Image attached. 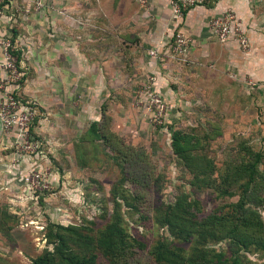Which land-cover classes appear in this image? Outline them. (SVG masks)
Returning a JSON list of instances; mask_svg holds the SVG:
<instances>
[{
    "label": "rangeland",
    "instance_id": "374dc122",
    "mask_svg": "<svg viewBox=\"0 0 264 264\" xmlns=\"http://www.w3.org/2000/svg\"><path fill=\"white\" fill-rule=\"evenodd\" d=\"M8 36L12 37V32ZM187 60L188 64L176 63L192 68L193 63ZM3 66L4 60L0 65V98L5 92H13L21 105H32L39 114L32 123V142L37 143L33 151L17 148L15 133H7L3 126L0 129L6 142L12 140L4 143L5 150L2 147L0 153L10 150L15 154V159L0 165V264H33L38 257L55 253L56 235L69 227L76 229L72 234L88 235L96 241L93 248L102 249L107 245L104 234L111 224L123 229L130 243L119 264H154L155 248L173 239L160 219L170 207L181 211L175 204L184 197L200 202L201 211L194 212L199 252L211 251L217 259H229L228 264H264L263 244L247 242L258 227H262L259 236H264V105L255 103V89L239 84L230 72L218 73L210 68L212 74L207 73L199 84L192 81L185 86L180 93L182 103L174 114L172 105L154 85L167 106L163 125L156 127L145 106L139 104L142 98L138 93L154 77L147 75L144 80H130L132 86L126 92L132 94L128 96L134 112L130 118L135 121L105 119L100 129L95 127L89 134L86 124L90 123L71 121L70 117L51 120L47 111L22 97L26 66L20 63L24 76L17 83L10 80ZM173 130H183L190 137L194 155L203 159L198 165L209 171L207 183L193 180L187 165L182 161L180 165L172 149ZM118 136L134 153L125 155L130 157L127 162L114 157L117 147L113 143ZM256 154L261 160L255 182H249L247 174L232 168H243L254 161ZM124 165H140L154 174L151 191L137 199L139 210L128 204L135 196L129 178L122 174ZM34 174L41 175L42 181ZM192 180L200 185L198 190L193 191L188 184ZM128 193L132 197L123 199ZM233 208L239 210V216L228 215ZM211 221L217 224L211 226ZM238 223L242 224L240 229L247 230L230 235ZM77 247L70 243V250ZM182 247L188 258L195 240ZM98 263H106L101 255Z\"/></svg>",
    "mask_w": 264,
    "mask_h": 264
},
{
    "label": "crops",
    "instance_id": "0c3cea01",
    "mask_svg": "<svg viewBox=\"0 0 264 264\" xmlns=\"http://www.w3.org/2000/svg\"><path fill=\"white\" fill-rule=\"evenodd\" d=\"M33 1L13 0L4 27L28 71L19 89L22 97L51 120L70 117L90 123L88 128L104 119L132 122L130 80L147 75L155 77L157 90L176 113L185 86L199 84L212 68L251 86L255 103L264 105V0H216L190 9L181 21L174 20L164 0H38L45 5L41 11ZM229 10L246 33L248 51L232 40L219 43L211 32L209 21ZM177 33L189 39L186 56L192 68L167 58ZM152 50L161 58L151 57ZM6 140L0 131V149L12 141ZM14 155L0 153V165Z\"/></svg>",
    "mask_w": 264,
    "mask_h": 264
},
{
    "label": "trees",
    "instance_id": "16d2710c",
    "mask_svg": "<svg viewBox=\"0 0 264 264\" xmlns=\"http://www.w3.org/2000/svg\"><path fill=\"white\" fill-rule=\"evenodd\" d=\"M14 37V36H13ZM11 37V41L14 46V38ZM16 56L18 62H20L19 56L15 50L12 51ZM105 120V119H104ZM36 123V121H35ZM103 123H98L92 125L88 133H92L91 131L96 128H101ZM100 124V125H99ZM172 129V128H170ZM32 131V128H31ZM87 134V135H89ZM99 138H102L100 134ZM87 137V136H86ZM117 141L113 144L117 147V156L121 157L127 162L130 158L125 156L126 154H134L132 149L128 147L122 140L117 137ZM172 149L174 155L178 157L180 165H187L189 169V175H193V180L201 181L207 183L209 171H206V168H203L202 165H198L199 161H203L202 157L198 158L194 155L196 152L194 151V147L190 146V137L183 130H173L172 133ZM108 143V142H107ZM110 144V143H108ZM113 146V145H111ZM110 147V145H109ZM129 150V151H128ZM115 151V150H113ZM120 158V159H121ZM260 155L256 154L254 161L247 163L243 168H237V166H233V170H240L241 174H247L249 177V182H255L254 175L257 170V167L260 162ZM124 165L122 174L123 176L129 178V182L133 188V195L135 198L131 199L128 204L130 207L135 210H139L141 205L138 204L137 199H140L142 195L147 194L152 189V184L154 185V174L151 172H147L146 169L140 167V165ZM207 167V165H204ZM132 169L133 173H126L127 170ZM137 169V170H136ZM138 169H140L138 171ZM140 172V174H139ZM200 176H202L200 179ZM193 180L188 183L192 190L199 189L200 185H194ZM156 181V180H155ZM228 192V189L226 190ZM184 194H182L183 196ZM132 197L131 194H127L123 199H129ZM176 207L181 208V211H175V208H169L168 212L164 213L162 219L163 223L168 226L173 239L170 242L162 241L155 248L153 253L154 256V264H228L229 259H225L221 257V259H217V256L214 255L213 252L206 250L205 252L197 249V236L194 234V231L198 227L197 216L194 212H200V202L196 199H187L184 197V201L179 200L178 203L175 204ZM231 208V207H230ZM243 209V207L239 208ZM239 211V210H238ZM238 211L234 208L228 212V215L234 217L235 214L238 215ZM164 211H162L163 214ZM239 216V215H238ZM241 217H243L241 215ZM218 222V221H217ZM217 223L211 221L210 225L215 226ZM211 226H203V228H210ZM242 224H236L230 231V235L234 236L235 234H242L247 229H240ZM76 231L74 227H69L65 229H61L62 235H56L55 237V253L49 254L46 256H40L34 260L33 264H99L98 259L100 255L104 258L105 264H119L120 260L127 253L130 247V243L126 241V237L124 234V230L115 224H111L106 228V235L104 234V243L107 244L102 249L93 248L96 244V241L89 237L88 235H76L72 234ZM262 232V227H258L254 229V234L250 237L251 239H247V242L254 241L256 244H263L264 246V236L260 237V233ZM216 232H212V235H215ZM51 234V231H50ZM66 234V235H65ZM67 234L73 239H68ZM229 234V233H228ZM52 236V234H51ZM195 240V247L191 250V255L187 258L182 252L183 243L188 242L189 240ZM95 242V243H94ZM70 243L75 245L77 249L74 251L70 250ZM116 250L114 251V249ZM56 254V255H54ZM51 256V257H49ZM231 264H240L238 261H232Z\"/></svg>",
    "mask_w": 264,
    "mask_h": 264
},
{
    "label": "built area",
    "instance_id": "2783aa9c",
    "mask_svg": "<svg viewBox=\"0 0 264 264\" xmlns=\"http://www.w3.org/2000/svg\"><path fill=\"white\" fill-rule=\"evenodd\" d=\"M172 10L175 21H181L184 15L190 9L206 3H213L216 0H164ZM13 0H0V51L4 60V66L8 71L10 80L17 83L23 79L16 56L13 54V43L11 37L8 36L9 30L4 27L8 24L7 11L12 6ZM32 5L36 11L44 9L43 2L35 0ZM211 32L217 41L225 44L229 41H235L244 51L249 50V40L240 21L237 19L233 11H226L224 14L214 17L209 21ZM189 39L182 33L174 35L171 51L167 54L168 59H175L178 63L188 64L186 51ZM151 57L161 58V52L152 50L149 52ZM155 82V83H154ZM156 79L151 77L149 83L144 85L143 90L138 94L142 98L139 101L141 106H145L149 115L150 122L160 127L163 125V119L166 115L167 106L161 96L155 91ZM4 89V87H3ZM15 88V92H16ZM22 103L16 98L13 92H5L0 98V120L3 128L7 133L14 132L16 137L17 148L23 147L27 151H33L37 148V143L32 142L31 128L32 123L38 117L39 111L36 107L28 103ZM35 179L42 181L41 175L34 174ZM46 187V186H45Z\"/></svg>",
    "mask_w": 264,
    "mask_h": 264
},
{
    "label": "water",
    "instance_id": "95a60500",
    "mask_svg": "<svg viewBox=\"0 0 264 264\" xmlns=\"http://www.w3.org/2000/svg\"><path fill=\"white\" fill-rule=\"evenodd\" d=\"M0 129H2V123H1V120H0Z\"/></svg>",
    "mask_w": 264,
    "mask_h": 264
}]
</instances>
